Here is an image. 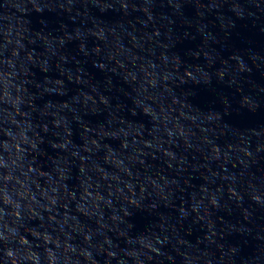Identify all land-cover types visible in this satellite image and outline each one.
Returning <instances> with one entry per match:
<instances>
[{
    "label": "water",
    "instance_id": "obj_1",
    "mask_svg": "<svg viewBox=\"0 0 264 264\" xmlns=\"http://www.w3.org/2000/svg\"><path fill=\"white\" fill-rule=\"evenodd\" d=\"M0 264H264V0H0Z\"/></svg>",
    "mask_w": 264,
    "mask_h": 264
}]
</instances>
